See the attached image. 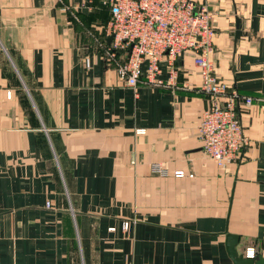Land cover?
Returning a JSON list of instances; mask_svg holds the SVG:
<instances>
[{"label":"crops","instance_id":"obj_1","mask_svg":"<svg viewBox=\"0 0 264 264\" xmlns=\"http://www.w3.org/2000/svg\"><path fill=\"white\" fill-rule=\"evenodd\" d=\"M192 1L214 76L252 98L223 168L201 149L190 51L131 88L106 54L109 0H0V264H233L226 234L264 264V0Z\"/></svg>","mask_w":264,"mask_h":264},{"label":"built area","instance_id":"obj_2","mask_svg":"<svg viewBox=\"0 0 264 264\" xmlns=\"http://www.w3.org/2000/svg\"><path fill=\"white\" fill-rule=\"evenodd\" d=\"M108 7L105 34L110 41L106 54L113 57L119 79L131 88L136 87L141 76L146 84L161 85L156 78L161 59L166 57L169 77L173 79L175 57L190 51L200 75L197 91L210 98L197 126L201 149L219 168L236 160L247 143L239 112L251 104L252 98L229 91L213 74L209 56L213 51L214 31L206 5L192 0H109ZM83 63L87 67L88 58H83ZM6 96L9 97V92ZM173 175L186 174L179 169ZM121 228L126 230L127 222ZM254 254L252 247L245 249V257L252 258Z\"/></svg>","mask_w":264,"mask_h":264},{"label":"water","instance_id":"obj_3","mask_svg":"<svg viewBox=\"0 0 264 264\" xmlns=\"http://www.w3.org/2000/svg\"><path fill=\"white\" fill-rule=\"evenodd\" d=\"M109 39L110 37H108V40ZM225 238L226 252L233 264H263V260L259 256H256L255 258H247L236 253L234 246L237 242V237L235 235L226 234Z\"/></svg>","mask_w":264,"mask_h":264}]
</instances>
